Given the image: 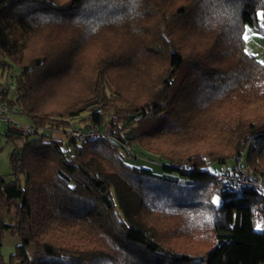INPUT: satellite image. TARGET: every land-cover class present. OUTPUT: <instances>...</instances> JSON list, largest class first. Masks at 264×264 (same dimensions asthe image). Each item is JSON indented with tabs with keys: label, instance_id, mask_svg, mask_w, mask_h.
<instances>
[{
	"label": "trees",
	"instance_id": "obj_1",
	"mask_svg": "<svg viewBox=\"0 0 264 264\" xmlns=\"http://www.w3.org/2000/svg\"><path fill=\"white\" fill-rule=\"evenodd\" d=\"M260 13L264 0H0V68L19 69L0 99L34 128L3 133L0 264H264V192L216 178L244 161L264 183V62L245 40L264 38Z\"/></svg>",
	"mask_w": 264,
	"mask_h": 264
},
{
	"label": "built area",
	"instance_id": "obj_2",
	"mask_svg": "<svg viewBox=\"0 0 264 264\" xmlns=\"http://www.w3.org/2000/svg\"><path fill=\"white\" fill-rule=\"evenodd\" d=\"M11 90H16L15 81L0 85V92L10 93ZM21 113L22 111L16 106L9 105L7 102L0 99V123L6 125L8 128L21 132L24 136H26L29 133L34 132V128L29 124L21 122L19 119ZM69 136L75 141L103 139L105 137L104 132L97 130H75L72 131ZM24 144L25 138H20L15 141V145L19 148L23 147ZM216 178L222 182L232 184L238 189L249 187L257 189L261 193L264 192V183L245 170L236 169L231 171L226 168L216 173Z\"/></svg>",
	"mask_w": 264,
	"mask_h": 264
},
{
	"label": "rangeland",
	"instance_id": "obj_3",
	"mask_svg": "<svg viewBox=\"0 0 264 264\" xmlns=\"http://www.w3.org/2000/svg\"><path fill=\"white\" fill-rule=\"evenodd\" d=\"M261 14V13H260ZM260 17V22L262 21L261 15H259ZM253 37H261L258 33L253 32V30L251 28H247L246 32H245V40L248 43V49H251L252 47H250L252 44H254L256 46V41L254 40L255 38ZM258 38V39H259ZM261 54H264L263 48L261 49ZM261 54L259 53L258 57L259 59L264 62V56H261ZM1 61H6L8 62L7 58H4L0 55V62ZM19 73V69L16 67H13L10 71L9 70H4L3 68H0V85L11 83L13 81H15V77L18 75ZM9 97L11 99H14L16 97L15 95V90H11L9 93ZM20 119V118H19ZM21 122H26V120L23 118L20 119ZM27 124V123H26ZM78 125H75L74 128H77ZM8 127L4 124L0 123V174L3 175L6 179V181L11 182L14 180V177L11 174V167H10V155L14 149V144L13 143H6L5 138L3 137V133L6 131ZM126 165L129 166H134V165H149L150 162L147 163V161H143L142 159L139 160H131V159H126L124 162ZM155 163H152V165H154ZM231 164V163H230ZM229 164V165H230ZM157 165V164H155ZM244 166L245 163L244 161L241 162V166ZM237 167L239 170H245L242 167ZM212 171H214V166L211 165L209 167ZM247 171V170H245ZM248 172V171H247ZM214 202L216 204H220V199L218 197L214 198ZM16 210L14 208H12L9 212V216H14L15 215ZM19 243L20 240L17 237H12L10 235H6L4 240H3V244H4V256L6 261L8 262L10 260L11 255L14 253V247L16 243ZM32 251V249H30V252Z\"/></svg>",
	"mask_w": 264,
	"mask_h": 264
},
{
	"label": "crops",
	"instance_id": "obj_4",
	"mask_svg": "<svg viewBox=\"0 0 264 264\" xmlns=\"http://www.w3.org/2000/svg\"><path fill=\"white\" fill-rule=\"evenodd\" d=\"M259 34V33H258ZM261 37H253L255 38L254 40L256 41V46L254 44H252L250 47H252L251 49H248V43L246 41V51L249 54H253V55H259V53L261 54V49L264 47V38L262 34H259ZM259 38V39H258ZM261 56H264V54H261ZM148 163V162H147ZM144 167H148L151 170H154V172H158L159 173V166L158 165H152V163H149V165H142ZM18 244V242L15 244V246Z\"/></svg>",
	"mask_w": 264,
	"mask_h": 264
},
{
	"label": "snow or ice",
	"instance_id": "obj_5",
	"mask_svg": "<svg viewBox=\"0 0 264 264\" xmlns=\"http://www.w3.org/2000/svg\"><path fill=\"white\" fill-rule=\"evenodd\" d=\"M261 18L264 19V13L260 14ZM262 27H264V25H262Z\"/></svg>",
	"mask_w": 264,
	"mask_h": 264
},
{
	"label": "water",
	"instance_id": "obj_6",
	"mask_svg": "<svg viewBox=\"0 0 264 264\" xmlns=\"http://www.w3.org/2000/svg\"><path fill=\"white\" fill-rule=\"evenodd\" d=\"M132 119H133V117H130V118H129V120H132Z\"/></svg>",
	"mask_w": 264,
	"mask_h": 264
}]
</instances>
